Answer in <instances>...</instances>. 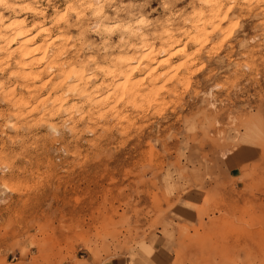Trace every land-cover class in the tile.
I'll return each mask as SVG.
<instances>
[{
    "label": "rangeland",
    "instance_id": "374dc122",
    "mask_svg": "<svg viewBox=\"0 0 264 264\" xmlns=\"http://www.w3.org/2000/svg\"><path fill=\"white\" fill-rule=\"evenodd\" d=\"M34 3L45 8L39 19L46 22L54 7L64 6L63 0ZM193 3L112 0L105 9L110 22L143 15L152 30L163 22L183 26ZM258 9L244 13L212 52L197 57L189 46L187 83L156 82L145 97L149 104L123 101L93 121L61 110L48 124L28 121L17 130L0 115V264H66L78 253L129 264H264V12ZM85 21L83 35L71 28L75 45L62 58L86 61L90 72L92 56L129 55L117 29L103 33L89 13ZM174 59L175 67L183 62ZM176 70L179 77L185 71ZM5 105L0 99V113Z\"/></svg>",
    "mask_w": 264,
    "mask_h": 264
},
{
    "label": "bare ground",
    "instance_id": "6f19581e",
    "mask_svg": "<svg viewBox=\"0 0 264 264\" xmlns=\"http://www.w3.org/2000/svg\"><path fill=\"white\" fill-rule=\"evenodd\" d=\"M34 1L0 0V99L6 104V108L0 115L4 117L5 124L14 130L26 125L28 121H44L45 124H48L47 121L61 110L66 111L65 113L74 109L75 112L78 110V112L84 113L78 117L85 119L87 116L88 120L93 121L95 116L103 117L108 113V110L111 112L117 110L119 103L122 104L123 101L127 103L143 101L150 93L149 91H153L152 87L155 88L158 81H163L174 87L185 81L187 83L192 73L189 71L191 69V61H189L191 52H186L189 51L187 50L189 46L196 48V50L194 49L196 53H193L197 54V57H199L198 54L202 56L205 49H211L217 42L222 44L231 36L239 18L244 13L247 14L254 8H260L258 10L264 12V0H194L193 5L191 4L189 18H185L184 25L181 24L183 26L173 27L167 22H163L149 30L144 27L145 21L148 20L143 15L129 17L125 21L110 22L113 19L108 21L105 5L111 3L112 0H63L62 9L53 8L50 22L39 19L44 14L45 8L43 9L40 4L34 3ZM117 9L118 7L114 8L115 11ZM7 11L13 12L12 17L6 13ZM87 13L93 16V23L103 33L117 29L119 32L118 41L125 45L127 50L130 49L128 54L132 53L131 56L119 53L120 55L109 54L108 56L104 54L102 58L92 56L89 60L85 58L92 63L93 67H90V72H87L89 68L86 61H75L70 57L62 58V53L68 51V45L71 43L69 35L71 28H76L78 30L76 32L81 35L87 29H85ZM29 14L30 18H28ZM227 22H231L232 26L229 27L230 24ZM225 25L228 27L227 31ZM181 38L185 40L183 43ZM74 45L73 41L70 46ZM177 47H181L182 50L172 52ZM177 56H181L184 63L175 67L172 61ZM208 58L210 59V57ZM179 67H183L185 70L181 77H179L181 74L178 75L179 70H176ZM96 79H98V83ZM8 83L14 87H9ZM16 86H19L20 89H15ZM157 87L156 90L162 89ZM153 92L155 93V90ZM153 92L151 93L153 94ZM70 96L76 98V101L74 99L73 102H70ZM157 100L156 104L163 102V100L159 102V98ZM146 102L149 104L148 100ZM137 103V106L140 105L139 102ZM132 105L129 107L132 108ZM134 109L137 110V108ZM113 114L115 115V112ZM125 119L127 118L125 117ZM92 121L87 123L91 126ZM95 122L94 120L93 123ZM49 126L52 130H56L55 124H50V121ZM73 130L70 131L73 133Z\"/></svg>",
    "mask_w": 264,
    "mask_h": 264
},
{
    "label": "crops",
    "instance_id": "0c3cea01",
    "mask_svg": "<svg viewBox=\"0 0 264 264\" xmlns=\"http://www.w3.org/2000/svg\"><path fill=\"white\" fill-rule=\"evenodd\" d=\"M243 160V159H240ZM244 165H247L246 160L242 161ZM242 163L236 164V166L243 165ZM235 167V166H234ZM234 175H232L233 178ZM236 178V177H234ZM66 264H129L126 260L121 258H110L105 260H99L90 253H78L75 257Z\"/></svg>",
    "mask_w": 264,
    "mask_h": 264
}]
</instances>
